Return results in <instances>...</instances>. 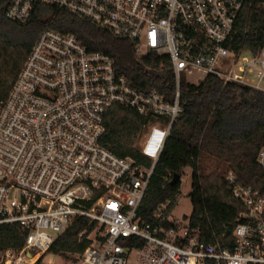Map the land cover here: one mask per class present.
Returning a JSON list of instances; mask_svg holds the SVG:
<instances>
[{
	"label": "built area",
	"instance_id": "obj_1",
	"mask_svg": "<svg viewBox=\"0 0 264 264\" xmlns=\"http://www.w3.org/2000/svg\"><path fill=\"white\" fill-rule=\"evenodd\" d=\"M255 0H0V19L27 24L40 8L80 15L134 45L138 60L165 59L174 75L172 98L135 88L112 57L92 52L72 33L43 31L5 100L0 101V226L26 233L20 251L1 264H36L80 218L97 227L78 264H264V194L226 177L245 210L233 248L202 242L190 216L158 206L154 221L142 202L173 126L184 114L181 82L216 77L264 93V46L233 49L242 12ZM114 106L145 117L137 150L148 166L102 144ZM257 162L264 170V147ZM192 176V170L186 168ZM184 177V175H183ZM181 187H182V178ZM181 195V189H180ZM177 196L180 202L181 196ZM144 242L142 248L122 239Z\"/></svg>",
	"mask_w": 264,
	"mask_h": 264
},
{
	"label": "trees",
	"instance_id": "obj_2",
	"mask_svg": "<svg viewBox=\"0 0 264 264\" xmlns=\"http://www.w3.org/2000/svg\"><path fill=\"white\" fill-rule=\"evenodd\" d=\"M46 29L72 33L92 52H101L115 61L118 72L135 88L158 91L168 99L176 90L169 63L160 57L138 60L134 45L115 37L110 31L88 19L57 7L45 6L23 25L0 19V101L5 100L15 84L34 44ZM235 51L258 53L264 46V0H255L243 10L238 24ZM184 114L173 126L156 165L149 190L142 202L140 215L153 222V214L168 200L175 206L181 181L172 186L174 175L181 177L190 168L193 207L190 229L207 244L233 248V232L245 210L234 198L226 177L233 173L237 184L253 187L264 194V170L257 162L264 147V93L235 83L223 86L221 80L209 77L199 85L181 82ZM106 132L102 144L114 154L132 158L137 163L148 161L136 148L144 136L148 121L130 109L114 106L105 119ZM216 161L215 170L205 162ZM97 227L86 218L78 219L52 246L49 253L78 262L90 246L86 236ZM26 233L13 225L0 226V252L20 251ZM122 245L142 248L144 242L122 239ZM39 260L36 264H41ZM206 264H216L207 261Z\"/></svg>",
	"mask_w": 264,
	"mask_h": 264
},
{
	"label": "rangeland",
	"instance_id": "obj_3",
	"mask_svg": "<svg viewBox=\"0 0 264 264\" xmlns=\"http://www.w3.org/2000/svg\"><path fill=\"white\" fill-rule=\"evenodd\" d=\"M142 142V139H140L137 143H136V148L140 146ZM216 161L209 159L207 162H205V165L207 166L208 170L213 171L215 170V165H216ZM182 187H181V199L180 202H178V198L176 201L175 206L170 210L171 212L173 211L174 216L176 215L177 217L182 216L183 214L190 216L192 211H193V207L189 198V193L191 192V175L190 173L186 170L184 173V177L182 178ZM169 211V212H170ZM175 216V217H176ZM5 253L4 252H0V264L3 262V258H4ZM75 258L79 259L78 256ZM136 259V256L134 254L131 255L130 257V262L134 264V261ZM40 260H42L41 264H78V262H74L73 259L67 260L65 258L59 257V256H55L51 253H48L47 255L43 256Z\"/></svg>",
	"mask_w": 264,
	"mask_h": 264
},
{
	"label": "water",
	"instance_id": "obj_4",
	"mask_svg": "<svg viewBox=\"0 0 264 264\" xmlns=\"http://www.w3.org/2000/svg\"><path fill=\"white\" fill-rule=\"evenodd\" d=\"M180 179H181V176L180 175H178V174L174 175V177H173V179L171 181V185L174 186V185L178 184V182L180 181Z\"/></svg>",
	"mask_w": 264,
	"mask_h": 264
}]
</instances>
